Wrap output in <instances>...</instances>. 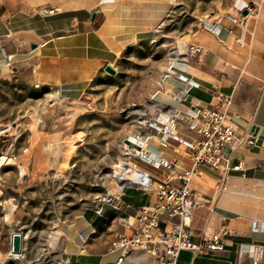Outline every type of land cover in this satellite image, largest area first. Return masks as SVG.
Here are the masks:
<instances>
[{
    "label": "crops",
    "instance_id": "crops-1",
    "mask_svg": "<svg viewBox=\"0 0 264 264\" xmlns=\"http://www.w3.org/2000/svg\"><path fill=\"white\" fill-rule=\"evenodd\" d=\"M168 3L169 0H0V66L7 67L1 64L5 60L10 66L32 68L34 80L43 86L84 90L105 65H112L128 47L159 27L171 6L160 16L165 8L162 5ZM203 23L213 24L218 32L204 26L189 36L185 49L194 45L201 51L185 57V65L177 74L181 72L195 84L183 102L175 103L171 96L168 105L183 116L190 106L212 107L218 95L229 96V117L239 125L240 132L255 135L257 142L252 147L227 148L226 171L202 167L191 179L189 185L202 204L192 211L190 240L198 245L211 233L223 232L224 246L221 252L196 257L190 251H181L176 264H264V0H234L228 13ZM171 81L175 94L183 85ZM177 132L179 139L193 135L185 122L179 123ZM147 144L150 152L173 161L177 171L190 167L188 150L179 141L171 140L163 146L153 137ZM154 172L161 177L167 175L162 168ZM117 198L114 205L101 207L100 215L94 214L102 221L111 217L119 221L124 216V231H96L97 218L85 213L77 231H65L58 256L61 261L116 264L123 257L121 264L155 263V257L144 251L131 249L124 253L122 249L106 247L118 236L131 234L138 210L153 205L155 195L126 187ZM177 222V217L170 221ZM254 224L262 229L254 231ZM167 227L165 223L160 225L161 229ZM20 256L16 264L55 263L27 261Z\"/></svg>",
    "mask_w": 264,
    "mask_h": 264
},
{
    "label": "rangeland",
    "instance_id": "rangeland-1",
    "mask_svg": "<svg viewBox=\"0 0 264 264\" xmlns=\"http://www.w3.org/2000/svg\"><path fill=\"white\" fill-rule=\"evenodd\" d=\"M233 4L173 0L159 27L110 65L115 74L102 70L84 90L43 86L32 68L0 66V264L17 262L13 233L23 236L21 259L61 261L65 231H77L85 213L97 218L119 193L111 169L124 140L169 109L171 63L186 61L189 36ZM119 218H97L96 231H124Z\"/></svg>",
    "mask_w": 264,
    "mask_h": 264
},
{
    "label": "built area",
    "instance_id": "built-area-1",
    "mask_svg": "<svg viewBox=\"0 0 264 264\" xmlns=\"http://www.w3.org/2000/svg\"><path fill=\"white\" fill-rule=\"evenodd\" d=\"M205 26L218 32L213 24L209 26L206 23ZM200 51V47L188 45L185 57L196 55ZM179 64L184 66L185 61H180ZM171 68L176 70L172 71L176 76L175 81L183 85L172 98L175 103H181L195 83L181 72L177 74L181 68ZM217 99V104L212 107L190 106L183 116L176 108L167 105L169 109L166 113H159L156 118L147 121V132L128 136L124 140L123 160L118 161L111 169L113 181L121 185L119 194L126 187H134L154 194L156 202L138 210L136 226L132 228L131 234L120 235L112 243V247L122 249L124 253L131 249L150 253L155 257L154 264H176L179 253L184 250L190 251L195 257L223 251V232L211 233L198 245L191 242L192 211L202 201L189 183L200 173L202 167L226 171L225 150L234 145L252 147L256 144L257 137L245 131L240 132L239 125L229 117L231 97L218 95ZM180 122L186 123L192 136L179 139L177 127ZM153 137L163 146L171 140L179 141L188 150L190 167L177 171L173 161L150 152L147 143ZM160 168L167 170L165 177L155 174L154 171ZM101 211L100 208L95 213L100 215ZM175 217L179 222L170 223ZM161 223L168 224V227L161 229ZM258 229H262V226L258 228L254 224L253 230ZM122 258L116 264H121ZM56 264L71 263L60 261Z\"/></svg>",
    "mask_w": 264,
    "mask_h": 264
},
{
    "label": "bare ground",
    "instance_id": "bare-ground-1",
    "mask_svg": "<svg viewBox=\"0 0 264 264\" xmlns=\"http://www.w3.org/2000/svg\"><path fill=\"white\" fill-rule=\"evenodd\" d=\"M171 2H173V0H169V3L168 4H164V5H162V6H164L165 8H163V11L159 14L160 16L161 15H164L165 13H166V10L169 8V5H171ZM123 5V4H122ZM125 5V4H124ZM117 6V5H116ZM127 6V5H126ZM121 7V6H120ZM129 7V6H128ZM127 7V8H128ZM151 7V6H150ZM160 7H161V5H160ZM103 8V7H102ZM116 8V7H115ZM130 8V7H129ZM145 8V7H144ZM149 9V8H148ZM143 10H145V9H143ZM142 10V11H143ZM150 10V9H149ZM141 11V12H142ZM131 12H133V13H135V11H131ZM140 13V12H139ZM143 13V12H142ZM153 13H156V12H153ZM158 13V12H157ZM122 14H123V11H122ZM125 14H126V12L124 13V15L123 16H125ZM130 14V13H129ZM110 15V14H109ZM112 15V14H111ZM114 15V14H113ZM112 15V16H113ZM117 15H119V13L117 14ZM135 15V14H134ZM136 15H138V14H136ZM135 15V16H136ZM141 16V15H140ZM139 16V17H140ZM143 16V15H142ZM119 17V16H118ZM155 17H157V16H155ZM135 18V17H134ZM164 18V17H163ZM120 19V18H119ZM138 19V18H137ZM142 19V18H141ZM122 20V19H121ZM131 20V19H130ZM135 20V19H134ZM140 20V19H139ZM143 20V19H142ZM145 20V19H144ZM118 21V20H117ZM117 21L115 22V23H117ZM132 21V20H131ZM130 21V22H131ZM138 21V20H137ZM148 21V20H147ZM152 21V20H151ZM111 22H113L114 23V21H111ZM120 22V21H119ZM118 22V23H119ZM154 22V21H153ZM161 22V21H160ZM112 23V24H113ZM131 23H133L134 24V22H131ZM131 23H129V25L131 24ZM147 23V22H146ZM111 24V23H110ZM128 24V23H127ZM148 24H150V23H148ZM209 24V26L211 25V23H208ZM105 25H106V23H105ZM135 25H136V23H135ZM139 25V24H138ZM114 26H116V25H114ZM148 26V25H147ZM105 27V26H104ZM108 28V27H107ZM115 28V27H114ZM103 29V28H102ZM116 29V28H115ZM128 29V28H127ZM139 29V28H138ZM145 29V28H144ZM144 29H142V30H144ZM149 29V28H148ZM122 31V30H121ZM119 32V31H118ZM104 33H109V31L107 32V31H105ZM123 33V32H122ZM118 34V33H117ZM105 35V34H104ZM103 36V35H102ZM125 37V36H124ZM118 38V37H117ZM122 39V38H121ZM124 40H125V38H123ZM130 40V39H129ZM122 41V40H121ZM128 41H126V42H124L125 44H122L123 45V47H125L126 46V43H127ZM131 42H133V37H131ZM120 48V47H119ZM1 64L5 67V66H8V63L5 61V60H3V62H1ZM171 67H176V68H182L183 66L182 65H180L179 64V62L178 61H173L172 63H171ZM169 70V69H168ZM171 70V69H170ZM89 79V78H88ZM84 80H86V79H84ZM3 130V129H2ZM2 130H0V131H2ZM120 189H121V185H119L118 184V191H119V193H120ZM119 193H118V195H119ZM117 195H115V196H112V195H109L108 196V198H107V200H106V203H108L109 205H114V202H116L117 201ZM13 256H15V257H18V256H16V255H13Z\"/></svg>",
    "mask_w": 264,
    "mask_h": 264
},
{
    "label": "water",
    "instance_id": "water-1",
    "mask_svg": "<svg viewBox=\"0 0 264 264\" xmlns=\"http://www.w3.org/2000/svg\"><path fill=\"white\" fill-rule=\"evenodd\" d=\"M243 14H247V11H244ZM32 48L35 47V45H31ZM103 70L108 73L109 75H114L115 70L110 65H105ZM22 240L23 236L21 233H13L11 235V246H10V253L12 255L19 256L22 252Z\"/></svg>",
    "mask_w": 264,
    "mask_h": 264
}]
</instances>
